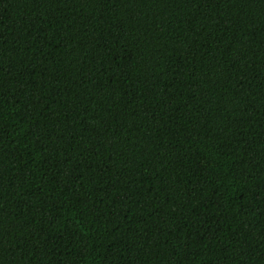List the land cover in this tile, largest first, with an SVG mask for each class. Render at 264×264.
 Segmentation results:
<instances>
[{"label":"trees","instance_id":"obj_1","mask_svg":"<svg viewBox=\"0 0 264 264\" xmlns=\"http://www.w3.org/2000/svg\"><path fill=\"white\" fill-rule=\"evenodd\" d=\"M0 264H264V0H0Z\"/></svg>","mask_w":264,"mask_h":264}]
</instances>
